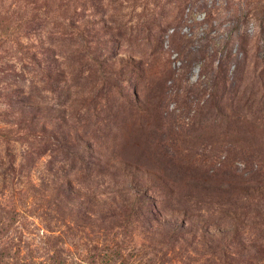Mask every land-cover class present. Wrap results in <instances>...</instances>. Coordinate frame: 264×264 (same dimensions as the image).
Wrapping results in <instances>:
<instances>
[{
    "label": "rangeland",
    "instance_id": "374dc122",
    "mask_svg": "<svg viewBox=\"0 0 264 264\" xmlns=\"http://www.w3.org/2000/svg\"><path fill=\"white\" fill-rule=\"evenodd\" d=\"M0 264H264V0H0Z\"/></svg>",
    "mask_w": 264,
    "mask_h": 264
}]
</instances>
